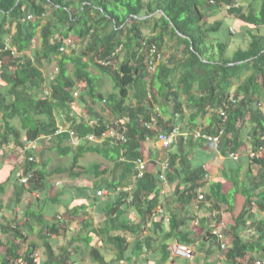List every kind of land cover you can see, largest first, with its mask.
Returning a JSON list of instances; mask_svg holds the SVG:
<instances>
[{"label":"trees","instance_id":"trees-1","mask_svg":"<svg viewBox=\"0 0 264 264\" xmlns=\"http://www.w3.org/2000/svg\"><path fill=\"white\" fill-rule=\"evenodd\" d=\"M229 1L228 13L254 26L264 25V0L258 6L249 4L246 13ZM220 3L221 0H0L1 147L13 144L20 149L27 141L42 143L43 136H51L50 148L71 157V165L62 171L70 176L88 174L96 178L92 186L76 188L85 200L75 204L71 212L66 211L72 216L70 220L54 216L46 219L44 210L53 207L59 195H45L38 209L28 203L22 224L2 216L0 232L9 237L3 244L0 241L6 251L0 264H68L69 259L71 264H79L73 257L80 250L74 245L76 241L84 244L94 262L111 264L102 255L98 240L115 248L116 262L140 261V255L146 252L156 255L154 264H169L171 243L193 246L198 240L199 250L208 255L210 246H205L217 241L213 231L221 221L223 205L232 216L227 246L221 250L225 263L264 261V35L246 31L247 47L227 55L231 38L212 36L219 34L223 21H210V14L203 9ZM38 28L41 46L29 56L26 52L36 43ZM225 34L232 37L240 33H231L228 28ZM5 41H9L14 54L3 48ZM72 42L83 45L79 56L67 52ZM169 48L174 51L149 70L150 50L155 49L162 58ZM52 60H56L57 70L47 80L41 66ZM70 62L72 76L67 70ZM90 64L109 77L111 91L104 94L97 90V77L89 71ZM80 84L83 85L79 87ZM78 88L85 91L78 99L86 104L88 98L90 115L93 116L92 106L103 102L113 120L101 115L92 117L89 123L72 115L70 105L76 100L73 90ZM208 113L207 123L200 130L218 136L216 152L227 158L222 178L231 188L226 189L223 179L209 180L203 159L194 160L190 152L178 148L168 151L165 172L166 181L174 183L172 193L162 195L160 158H151L136 179L137 160L144 159L142 144L147 140L156 143L162 132L178 127L186 136L177 138L186 141L189 148H199L203 141L212 143L193 136L198 120ZM63 118L81 143L71 144L68 131L55 134ZM109 128H116L126 141L103 137ZM89 135L101 142L90 141ZM247 141L249 151L244 149ZM250 152L254 153L252 157ZM85 153L97 154L112 163L111 178L97 180L109 170L107 166H80L78 161ZM232 153L238 155L236 159ZM29 155L33 160L28 159ZM24 159L21 173L14 170L5 183H0V195L9 183L14 186L15 205L24 193L38 194L46 183L47 173L39 166L41 161L36 159L35 151L26 152ZM254 166L257 171L253 175ZM242 171L244 180L240 179ZM28 173L32 175L27 182H20L19 177ZM128 186L132 187L131 200L123 190ZM200 187H205L204 199L197 203L195 214L191 208ZM101 189L110 193L117 190L123 200H99L96 191ZM238 195L243 202L235 212ZM120 203L138 220L125 215ZM94 205L102 213L98 215L102 221L98 227L91 217L84 216ZM165 205L167 229L163 221L156 220ZM2 207L0 199V211ZM76 216H81V226L55 252L50 237L59 235L61 229L67 231ZM151 220L152 230L144 235L146 223ZM35 224L40 226V242L28 239ZM247 229L252 230L249 236H245ZM24 241L28 245L21 252ZM40 251L42 256L37 255Z\"/></svg>","mask_w":264,"mask_h":264},{"label":"rangeland","instance_id":"rangeland-1","mask_svg":"<svg viewBox=\"0 0 264 264\" xmlns=\"http://www.w3.org/2000/svg\"><path fill=\"white\" fill-rule=\"evenodd\" d=\"M233 2H235L234 6L237 7H241L242 8V12H247L248 10V5L249 4H252L254 6H258L261 2V0H233ZM230 3L229 0H221V3L220 5L218 6H214L213 7H210V8H203L205 11H207L210 15V18L209 20L210 21H214L215 19H222L223 21V25H222V29L220 30L219 32V35L222 36V38H225V39H229L231 38L230 40V45L228 47V50H227V55H232L233 52L238 49V48H246L247 45H248V42H249V38L245 36V32L246 31H252L253 33H257V34H260V35H264V25L263 26H254L253 24H250V23H246L244 22L241 18H236V15L234 14H230L227 12V6L228 4ZM230 28L231 29V33H233L234 31L235 32H238L240 34H237V35H234L232 37H229L227 36V34H225V31L226 29ZM241 33H244V36H242L243 38H241ZM213 37H217V34L214 33L212 34ZM37 41L36 43L33 45L32 48H30V50H28L26 53L29 55V56H33V52H34V49L35 48H38L41 46V42H40V28H38L37 30ZM83 45L80 43V42H72V47L68 48L67 49V52L71 53L72 51L74 52V55L75 56H79L82 51H83ZM167 50V52L165 51ZM163 51H165V54L164 56L161 58L163 60L166 59L167 55L168 54H171L174 50H171V48L169 49H165ZM83 60L84 61H87V57L83 56ZM160 60L157 62L159 63ZM56 60H52L51 62H48V63H45L43 62L42 63V71H43V74L46 76L47 80L50 79L51 75L54 74L57 70V64H56ZM156 63V64H157ZM88 69L89 71L95 76L97 77V90L99 92H102L104 94H106L107 92L111 91L112 89V82L111 80L109 79V77H107L105 74H101L96 67H94L93 65H89L88 66ZM67 70H68V74L70 76L73 75V63H68L67 64ZM83 84H80L79 87H81ZM47 86V84H46ZM85 91L81 90L80 88L78 89H74L73 90V96L75 97L76 100H74V102L70 105V109H71V112H72V115H74L76 118L81 116L84 120H90L92 119V117L94 118H97L101 115L113 120V115L110 113L109 109L107 107H105V104L102 102V103H96L95 105L92 106L93 108V116L92 114L90 115L89 112H88V109L90 108V104H89V100L88 98H85V100H87V103L86 105L84 106V104L81 103V101L78 99L80 98V95L81 94H84ZM262 111L264 113V104H262ZM208 115H210V113L207 114V116L203 117V118H200L198 120V123L197 125H199L198 127H196V130L199 131L200 129H202L206 123H207V118ZM186 118L183 120L185 121ZM63 121L65 123H62L61 127H63L64 129H67L68 128V122L63 118ZM0 125H1V122H0ZM195 130V131H196ZM22 132V135H24V132L23 130L21 131ZM180 135H182V137L184 138L186 136V133H182V130L180 129ZM179 137V136H177ZM196 139V138H194ZM161 143L159 141H157L156 143L154 142H151L150 140H147L145 143L142 144V147H141V151L142 153H145L146 152V156H144V160L146 161V157H150L151 155H153L155 158H160L161 159V163H163L164 161H168V151L169 150H175V149H181L184 153L185 152H190L191 153V157L194 159V160H202L204 161L205 165H207L209 167V169L211 170V177L214 178L212 180H215V179H223L222 178V173H221V170L223 169L224 167V163L227 161V158H224V159H219V154L216 152V149H215V143H207L205 141L199 143V148H195V147H188L187 146V142L186 141H180V138H177L176 140V143L175 144H172L171 147L169 148H164L160 145ZM13 145V144H12ZM46 147L47 149L44 150V153L42 156L44 155H50L51 156V161L49 163V167L50 168H67L71 165V157L69 155H59V153H57L56 150L54 149H51V144H50V141L49 140H44V143H43V146L42 147ZM7 147V146H6ZM5 147V148H6ZM14 147V146H13ZM17 148V147H16ZM49 148V149H48ZM245 150H248L250 149V146H249V142L247 141V143L245 144ZM207 151V153L203 156V153ZM246 152V151H245ZM244 152V153H245ZM8 155V153H7ZM144 155V154H143ZM224 157V156H222ZM21 157L16 161L17 163L20 161ZM36 159H38L36 157ZM236 159V158H234ZM233 159V160H234ZM10 160L12 161H15V158L11 155L10 156ZM192 160V161H194ZM221 161V163L219 162ZM147 162V161H146ZM78 163L80 165H90V164H93V163H98L101 165V167L103 168L104 166H107L108 167V171L103 173L101 177L103 178H111V175H110V171L111 169H113V165L112 163L104 160L101 156L97 155V154H92V153H85L83 158H81ZM245 167H246V164H245ZM48 169V168H47ZM257 171V166H254L251 170V173L254 175ZM165 174V172H164ZM241 180H244L245 179V176L243 174V171L241 173ZM88 175V174H87ZM87 175H80L79 178L80 179H84L87 183V184H92V178L93 177H88ZM216 176V177H215ZM71 179H74V177L70 176L66 171H58V172H52L50 177L48 178L49 181H51L53 184L57 181H60L59 184H56L57 185H53V190L57 188L59 190H63V189H66L65 187H67V189H70V190H73L74 194H78V191L75 187L74 184V181H71ZM166 179V175H165V178H164V181ZM224 180V179H223ZM81 181V180H79ZM225 183H226V189L227 188H231V185L229 183H227L226 180H224ZM78 182V181H77ZM51 183V184H52ZM160 185V184H159ZM57 187V188H56ZM161 187V185H160ZM46 189V186H44V188L42 190L39 191V193L37 194H34V193H29V192H26L23 196H22V201L21 203H19V209L21 207H24L25 205H27L28 203H32V207H34L33 209H38L39 206L43 203L42 202V198L45 197L44 195V190ZM162 189V187H161ZM163 190V193L166 195L167 192H165V189H162ZM168 192H171L170 190ZM54 192H52V195ZM57 193V192H56ZM89 195H92L91 193V190L88 191ZM111 195L109 197L112 198V200L114 202H117L118 200L120 201L121 199L123 200V198H121L120 196H118V191L116 190L115 192L113 193H105L104 195L102 196H99V200H102L103 198L101 197H104V198H107L108 195ZM11 195V194H10ZM239 196V200L237 201V204L235 205V212L241 207V204L243 202V199L240 195ZM62 197V195L59 196V198ZM2 201H3V204H6L7 203V199H8V192L6 191L2 196ZM67 206H69V204L67 203ZM65 202H62L60 199L59 201L53 205V213H54V218H57V215L60 214V218H67V219H72V216L68 214V212H64L66 211L67 209L65 207H67ZM119 206H122V204L120 203ZM169 207H172L173 208V205H169ZM225 206L223 205V209H222V218H221V221L226 225L227 227V232L229 231L228 230V225L231 224V221H232V216L231 214L225 210L224 208ZM6 205H3L1 211H0V215L1 213L3 215H5L6 217H9V216H12L14 217V220L15 222H18L19 224L21 223H24V217H23V214L21 212H19L17 215L13 212H8L6 209ZM122 208L124 209L125 208V212L124 214L127 215L129 217L130 215V218L133 219V221H137L138 220V217L137 216H133L132 212H130V209L127 208V207H124L122 206ZM162 209V208H160ZM165 211H167V206L165 205L164 207V211H162L160 213H157L156 214V217L158 219H156L157 221L160 220V221H163V222H167L164 224V227L167 229L168 227V223H169V219L168 221H165L164 219H162V215L167 217L166 214L167 212L165 213ZM254 211H256V209L254 208ZM71 212V211H70ZM53 213H50V217H52V214ZM65 214V216L63 217V214ZM264 213L262 212V215ZM84 216H87V217H91L92 219V222H93V225L95 227H98L100 225V223L102 222L101 221V218H98V215L97 213L93 212V213H90V214H84ZM81 217V216H80ZM79 216H76L71 223H70V228L66 231L64 229H61L60 230V234L55 236V235H52V237L49 239V241L52 243V246L54 248V251L55 252H58L59 251V247L61 246H64L67 241H69V238L72 234L75 233L76 230H78V228L81 226V218ZM155 218V217H154ZM53 219V217L51 218V220ZM0 220H3L2 218H0ZM220 221V222H221ZM150 222L148 221L146 223V227H145V230H144V235L145 234H148L151 232L152 228H150ZM193 225H197L196 224H193ZM35 227H36V231L33 232V233H30L29 236H28V239L29 240H38V237H37V230L40 228V226L38 224H35ZM246 235L245 236H249L251 235V232H246L245 233ZM227 236V235H226ZM9 236H6V234L4 233H1L0 232V241L3 243L6 242L7 238ZM133 238H128L127 237V240L129 242L132 241ZM174 244V243H173ZM171 243L170 246L173 245ZM28 244L26 243V241H24L22 243V246H21V249L20 251L22 252L26 246ZM74 245H77L79 246L80 250H78L79 252L78 253H73V257L76 258V261L79 263V264H99L98 262H94L91 257L88 255V253L86 252V249L84 247V244H82L81 242H74ZM97 245L100 246V251L102 253V255L108 260L111 262V264H154L155 262V259H156V255L154 256L153 253H146L144 252L143 254L140 255V261L137 260L136 262H130V263H127L125 261L123 262H116L114 261V256H115V248L112 246V245H104L102 243L101 240H98L97 241ZM199 240L196 241L194 243L193 246H189L192 253H193V257L192 258H184L183 256H173L171 254V258L172 260L169 262V264H199V262L202 264L203 263V259L205 260L206 263L208 264H226L223 257H222V252L221 250L224 249V248H219V245L217 243V241L215 243H211V242H208L207 246H205V248H207L208 246H210V249H209V252H208V255L205 253V250H202L200 251L199 250ZM170 246H169V250H170ZM41 250V249H40ZM5 249H4V245H0V260H1V257L3 256V254H5ZM171 253V252H170ZM37 255H41L42 256V252H38ZM206 257V258H205ZM188 259V261L186 262V260ZM197 259V260H196ZM199 261V262H197ZM68 264H71V259L68 260Z\"/></svg>","mask_w":264,"mask_h":264},{"label":"crops","instance_id":"crops-1","mask_svg":"<svg viewBox=\"0 0 264 264\" xmlns=\"http://www.w3.org/2000/svg\"><path fill=\"white\" fill-rule=\"evenodd\" d=\"M222 20V19H221ZM230 29V28H229ZM234 33H236L235 31H234ZM235 35V34H234ZM219 36V34L217 33V37ZM242 36H244V35H242L241 34V38H243ZM246 37H247V35H245ZM70 76V75H69ZM82 104H83V102H82ZM86 104H84V106H85ZM65 123V122H64ZM68 125H69V123H67ZM62 124H58V126H61ZM97 142H101V140H99V141H97ZM43 143L44 142H42V143H38V148L36 149V151H35V157H37L38 158V161H41V162H39L40 164H39V166L41 165V167H43V169L46 171V183H45V186H46V189L44 190V195H49L50 197H55V195H62V197H60L59 199L62 201V202H65V204H66V206H67V203L69 204V206H67V207H65L68 211H70V209H72V207L75 205V204H77V203H79L80 202V200L82 201V200H85L84 198H82V197H80L79 196V194H74V192H73V190H70V189H67V187H65L66 189H63V190H59L57 187V190L58 191H56V189L55 190H53V185L55 184V185H57V184H59V182L60 181H56L57 182V184H56V182L53 184L51 181H49V177H50V175H51V173L52 172H58L59 170L60 171H62L61 169L62 168H57V167H55V168H50L49 167V163H50V161H51V156L50 155H44V156H42L43 155V153H44V150L45 149H47L45 146L44 147H42L43 146ZM79 143H81V141L79 142ZM78 143V144H79ZM49 149V148H48ZM55 150V149H54ZM7 153H8V155H7ZM207 153V151H205L204 153H203V156L205 155ZM144 155H143V157L144 156H146V152L145 153H143ZM13 156L14 158H15V161H12V160H10V156ZM219 159H224L225 157H222V155H220L219 154ZM238 156V155H237ZM21 157V159H20V161L17 163L16 161L19 159ZM154 156L153 155H151L150 157H146L147 159H146V168H147V165H148V161L151 159V158H153ZM24 161H25V159H24V156H23V154L20 152V149L19 148H15V147H13V145H8L6 148H2L1 150H0V183H5L6 182V179L8 178V176H9V174L10 173H13L14 172V170H16V171H18L19 173H21V171H22V166H23V164H24ZM220 163H221V161H219ZM79 164V163H78ZM80 165V164H79ZM80 166H83V167H88L87 165H80ZM205 167H206V169L208 170V178H209V180H212V179H214V178H212L210 175H211V170L209 169V167L207 166V165H205ZM48 168V169H47ZM77 170L79 169V168H76ZM162 170V169H161ZM162 172V171H161ZM14 174V173H13ZM166 174V173H165ZM83 175H87V174H83ZM88 177L90 176V177H93L92 175H87ZM72 177H74V179H71L70 178V180L71 181H74V184L73 185H75V187L76 188H79V187H83V186H92L93 185V183L96 181V178L95 177H93L92 178V184L90 185V184H87V183H85L86 181L84 180V179H80L79 178V176H72ZM216 177V176H215ZM101 178H103V177H100V178H97V180H99V179H101ZM105 179H108V178H105ZM110 179V178H109ZM79 180H81V181H79ZM78 181V182H77ZM52 183V184H51ZM160 185H161V187H162V189H165V192H167L166 194H168V193H172V191H173V186H174V183H169V182H167L166 181V179H165V181H161L160 183H159ZM200 188H203V189H205V187H200ZM161 189V191H162V195H163V197L165 196V194L163 193V190ZM171 191V192H168V191ZM8 192V199H7V203L6 204H3V201H2V198H1V196L5 193V192ZM62 191H65L64 193H62ZM98 191V190H97ZM97 191H96V193H97ZM105 191H106V193H110V192H108L106 189H105ZM5 192L2 194V195H0V199H1V201H2V205H6V210L10 213V212H13L14 213V215L16 214H18L19 212H21L22 214H23V217H24V221H25V216H24V210H25V208H26V205L24 206V207H21L20 209H19V204H17V205H15V203H14V201H13V193H14V186L11 184V183H9L8 185H7V187H6V190H5ZM52 192H54L53 194L54 195H52ZM57 192V193H56ZM113 193V192H112ZM11 194V195H10ZM25 194V193H24ZM23 194V195H24ZM22 195V196H23ZM108 195V194H107ZM102 196V195H101ZM109 196H111V195H108L107 197H109ZM72 197V198H71ZM101 198H103L102 199V201L103 200H105L106 198H104V197H101ZM22 201V200H21ZM90 202V201H89ZM21 203V202H20ZM197 203H199L196 199H195V201L192 203V210H193V212L194 213H196L197 214V210L195 209V207H198L197 206ZM34 208V207H33ZM66 210V211H67ZM163 211H164V209H162ZM53 211V207H48L47 206V208L44 210V212H46V219L47 220H51V218L52 217H50L49 215H50V213H53L52 212ZM66 211H64V212H66ZM80 211H83V210H80ZM93 212H95V213H97V215H100V214H102L100 211H99V209H98V207L96 206V205H94L93 207H92V209H91V212L90 213H93ZM131 212V211H130ZM65 214L66 213H64L63 214V217L65 216ZM132 214H133V216H136L133 212H132ZM54 215V213L52 214V216ZM2 216H4L3 218H7L8 220L9 219H14V217H12V216H9V217H6L5 215H3L2 213H1V217L0 218H2ZM166 216H168L167 214H166ZM57 217L58 218H60L61 216H60V214H58L57 215ZM85 217H87V216H85ZM158 217V216H157ZM156 217V219H158ZM159 221V220H158ZM150 223V226H151V222H152V220L151 221H149ZM165 223H167V222H162V224L164 225ZM22 224V223H21ZM70 228V227H69ZM71 229V228H70ZM35 231H36V227H35ZM34 231V232H35ZM38 231V230H37ZM37 234V233H36ZM55 236H57V235H55ZM52 237V236H51ZM50 237V238H51ZM30 241H32V240H30ZM33 241H36V242H40L39 241V239L37 240H33ZM51 243V242H50ZM52 244V243H51ZM173 244V243H172ZM171 245V244H170Z\"/></svg>","mask_w":264,"mask_h":264},{"label":"built area","instance_id":"built-area-1","mask_svg":"<svg viewBox=\"0 0 264 264\" xmlns=\"http://www.w3.org/2000/svg\"><path fill=\"white\" fill-rule=\"evenodd\" d=\"M211 2L214 3L215 0H210ZM226 8H229L226 7ZM30 16H28L29 18ZM5 50H11L12 53L14 54V50L13 48L10 46L9 41H5V45L3 47ZM63 49V48H61ZM161 60V55L157 52H155V49H151L150 50V60L148 61V69L149 70H154L156 63ZM89 123H92V120L89 121ZM147 126H149L147 124ZM64 131H68L69 132V142L73 145H77L80 140L76 139V135L75 132L70 130V129H64L61 126H58V129L55 131V134H59L61 132ZM180 130L178 127L173 128L170 132H162L158 135V139L157 141H159L162 147L164 148H169L171 147L172 144L175 143L177 136H179ZM194 138H203L207 141L216 143L218 141V136H213V135H209V134H205L203 133L201 130L199 131H195L194 132ZM103 137L106 138H111L112 140H120V141H126L125 136L119 132L116 128H109L107 129L104 133H103ZM43 138L45 140H50L51 136H43ZM87 139H89L90 141H99L100 139H96L93 135H89L87 136ZM38 140H34V141H27L25 142L22 147L20 148V152L23 154L24 158L26 157V152H28L29 150H34L36 151V149L38 148ZM2 149L1 145H0V150ZM249 155L252 157L254 155L253 152H250ZM231 156L233 158H237V154H231ZM29 160H33L32 155L28 156ZM146 162L143 159H139L137 160V166H136V179L141 177L143 172L146 170ZM161 169L162 172L159 175V179L160 181H164L165 178V174L164 172H166V170L168 169V161H164L163 163H161ZM31 173H28L27 175H22L19 177V181L22 183H26L27 180L31 177ZM124 191H127L130 196L128 198V200H131V190L132 187L128 186L125 187L123 189ZM106 193L105 189H101L97 191V195L101 196L104 195ZM198 197H197V201L200 202L204 199L203 197V188H198ZM195 209L197 210V207H195ZM160 213L163 211L162 209H159ZM158 211V213H159ZM196 214V213H195ZM162 219H164L165 221H168V218L162 215ZM251 232L252 230L247 229L246 232ZM214 235L216 236V240L217 243L219 245L220 248H225L227 245L225 244V239H226V233H227V227L226 225L221 221L218 225V227L213 231ZM252 233V232H251ZM170 252L173 256H183L184 258H192L193 257V253L190 249V247L188 245L182 244V243H174L172 246H170ZM257 264H264V261H257Z\"/></svg>","mask_w":264,"mask_h":264}]
</instances>
